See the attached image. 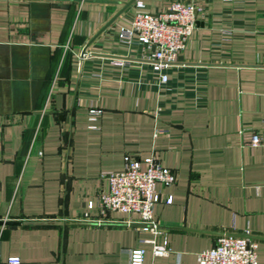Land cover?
Returning a JSON list of instances; mask_svg holds the SVG:
<instances>
[{"label": "crops", "instance_id": "1", "mask_svg": "<svg viewBox=\"0 0 264 264\" xmlns=\"http://www.w3.org/2000/svg\"><path fill=\"white\" fill-rule=\"evenodd\" d=\"M128 1L0 0V220L20 221L0 225V264L11 256L130 264L138 246L144 264H196L223 233L258 240L264 264V150L250 142L253 133L264 137V0H239L235 14L223 0H196L209 16L179 59L208 66L209 102L161 112L165 98L152 85L109 68L91 75L129 51L118 40L130 26L126 13L81 56ZM171 1L143 0L129 11H163ZM232 21L245 26L228 40L221 29ZM142 61L132 59L129 73L137 77ZM93 108L102 110L96 119ZM126 155H153L177 173L175 184H156L154 219L168 256L153 254L156 235L141 229L137 213L111 211L98 223L87 206Z\"/></svg>", "mask_w": 264, "mask_h": 264}, {"label": "built area", "instance_id": "2", "mask_svg": "<svg viewBox=\"0 0 264 264\" xmlns=\"http://www.w3.org/2000/svg\"><path fill=\"white\" fill-rule=\"evenodd\" d=\"M223 1L233 4L230 8L232 14L243 11L239 9H243L238 5L239 0ZM133 3L137 8L145 7L143 0H135ZM129 7L123 13H126L130 26L118 34L120 44L127 46L129 51L121 57L111 58L106 65L99 64V73L93 71L91 75L102 76L109 68L119 71L122 78L135 77L152 85L165 98L158 104V112L206 107L209 102L208 66L183 64L179 57L193 35L198 20L208 18L207 7L198 5L196 0H172L166 9L157 12H131ZM232 24L234 26L231 29H221L225 39L231 40L233 32L245 26H239L235 21ZM136 56L143 60L140 72L147 70L146 74L139 72L137 77L129 73L132 59ZM101 113V109L89 110L91 119H96ZM155 131L159 134L162 129L157 126ZM250 142L253 146H262L264 150V137L261 135L253 133ZM143 163L146 167H143ZM104 177L108 181V188L98 192L96 201H89L87 205L97 213L95 221L101 223L111 211L137 213L141 229L156 235L151 241L153 254L168 256L171 253L169 240L154 219L156 206L162 201L156 184H175L177 173L153 155L144 160L126 155L124 167L107 172ZM172 201V196L166 199L167 203ZM258 248L259 242L254 238L223 233L212 247L198 255L196 264H259ZM145 253L146 248L143 246L130 249V264H144ZM21 263L18 256L7 259V264Z\"/></svg>", "mask_w": 264, "mask_h": 264}, {"label": "water", "instance_id": "3", "mask_svg": "<svg viewBox=\"0 0 264 264\" xmlns=\"http://www.w3.org/2000/svg\"><path fill=\"white\" fill-rule=\"evenodd\" d=\"M135 0H130L128 2H126L124 4V6L122 7V9H120L117 14L111 19V21H109L98 33L95 37H93L90 41H88L83 49H82V53L81 56L83 57L84 55H86L87 50L89 48V46L92 44V42L95 40V38L101 34L116 18H118ZM13 224H20V221H15V220H0V225H13ZM243 236H247V235H243Z\"/></svg>", "mask_w": 264, "mask_h": 264}]
</instances>
